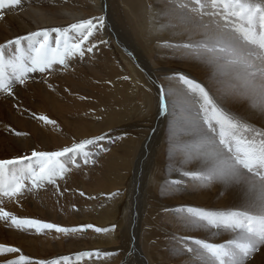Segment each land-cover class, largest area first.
<instances>
[{
	"label": "bare ground",
	"instance_id": "bare-ground-1",
	"mask_svg": "<svg viewBox=\"0 0 264 264\" xmlns=\"http://www.w3.org/2000/svg\"><path fill=\"white\" fill-rule=\"evenodd\" d=\"M247 2L264 4V0ZM0 12V44L43 28L105 17L104 26L85 43L86 47L97 45L93 52L68 57L66 65L57 62L44 72L28 73L24 84L14 85L11 96L0 92V159L30 156L33 150L59 151L106 133L128 135L114 147L111 144L112 148H108L112 139L105 142L87 164L78 158L77 167L68 157L62 158L67 170L55 184L45 183L18 199L3 197L0 204L21 218L78 229L91 224L103 231L35 233L0 221V244L22 250L19 254L0 253V262L23 254L32 264L39 260L187 264L190 254L184 251L180 237L210 242L232 238L222 228L188 230L175 214L177 208L188 206L220 212L243 210L240 189L182 175L200 170L195 161L181 155L191 146L181 143L189 140L183 132L185 118L198 113L199 105L185 96L186 86L178 77L182 73L205 83L223 109L250 126L264 127V48L254 42L255 31H264L259 21L255 29L245 28L242 34L238 30L241 21L225 16L219 5L206 4L201 12L194 0H22L20 6L6 3ZM56 35L51 34L53 48ZM75 36L69 33V43L76 42ZM23 43L27 52V42ZM185 44L189 52L180 50ZM152 47L156 55H152ZM6 53L8 58L15 56V46ZM169 87L175 95L169 98L166 94L165 115L159 111V95L161 88L167 93ZM140 97L142 101H137ZM31 113L46 115L56 123L45 124ZM142 113L154 117L148 126L152 133L143 142L140 133L136 137L131 133L143 126L137 122ZM170 126L176 142L167 139ZM245 135L250 138L252 133ZM161 147L166 159L158 166L156 152ZM154 168L157 179L151 172ZM242 171L264 186V180ZM11 173L12 166L9 176ZM175 180L180 184L173 185ZM84 252L92 255L84 256ZM251 264H264V254H258Z\"/></svg>",
	"mask_w": 264,
	"mask_h": 264
},
{
	"label": "snow or ice",
	"instance_id": "snow-or-ice-1",
	"mask_svg": "<svg viewBox=\"0 0 264 264\" xmlns=\"http://www.w3.org/2000/svg\"><path fill=\"white\" fill-rule=\"evenodd\" d=\"M6 3L20 6L22 0H0V9H3ZM206 4L219 5L225 16H233L241 21L239 31L245 28L255 29L257 21L259 26H264V4H252L247 0H210V3L194 0V5L201 12ZM2 15L3 13L0 12V16ZM104 20L103 16L81 19L67 27L43 28L22 36L18 35L0 44V92L11 96L14 85L24 84L28 73L44 72L57 62L66 65L68 57H82L85 52H93L97 45L92 44L86 47L85 43L104 26ZM70 32L76 34L74 43H69ZM52 33L57 34L55 48L51 46ZM242 34H244L243 31ZM254 35L256 38L254 42L264 48V31H255ZM246 38L253 39L247 36ZM23 42H27V52L24 51ZM12 46L16 48V55L8 58L6 50L11 49ZM180 50L190 51L186 44ZM8 68L11 69V74L7 71ZM178 79L186 86L185 96L199 105L198 113L185 118L183 132L189 140L181 141V143L191 146L181 155L185 160L195 161L200 170L186 171L182 175L209 184L220 182L222 186L240 189L243 195L240 205L243 210L220 212L191 206L176 209L175 214L180 217V223L188 230H211L214 227L222 228L225 232L232 234V238L223 242H210L208 239L193 236L180 237L184 251L190 254L187 264H251L258 254H264V186H258L249 178V175H245L242 169L251 176L264 179V127L250 126L223 109L210 95V89L205 83L182 73L179 74ZM166 94L171 98L175 92L171 87L167 89V93L163 88L160 90L159 111L165 115L168 111ZM31 115L33 119H38L45 124L56 123L46 115L38 117L35 113ZM248 132L252 133L250 138L245 135ZM166 136L169 142H176L174 127L170 126ZM110 140V134L106 133L83 139L59 151L33 150L30 156L0 159V204H3V197L18 199L25 192L39 188L45 183L55 184L56 178L63 176L67 170L62 158L68 157L77 167L79 166L78 158L87 164L89 158L103 150L104 143ZM26 161H34V163H25ZM10 166H12L11 176H9ZM26 182H30L31 186ZM172 184L179 185L180 181L175 180ZM0 221L10 223L17 230L35 233H43L45 230L70 233L94 228L91 224L80 225L78 229L36 218H21L11 211H6L3 206H0ZM94 230L103 231L100 228H94ZM214 235H219V232ZM21 251L18 247L0 244V253L19 254ZM82 255L91 256L92 252H84ZM96 255H99V250ZM63 259L67 260L68 257ZM0 264H32V262L29 256L21 254L16 259H8ZM35 264H59V261L39 260Z\"/></svg>",
	"mask_w": 264,
	"mask_h": 264
},
{
	"label": "rangeland",
	"instance_id": "rangeland-1",
	"mask_svg": "<svg viewBox=\"0 0 264 264\" xmlns=\"http://www.w3.org/2000/svg\"><path fill=\"white\" fill-rule=\"evenodd\" d=\"M114 6H115V4H114ZM121 13V12H120ZM120 16V15H119ZM121 18V17H120ZM125 22V21H124ZM125 24H126V22H125ZM127 25V24H126ZM128 26V25H127ZM50 39H52V37H50ZM154 47V46H153ZM152 47V48H153ZM155 47H157V45H155ZM23 48H24V43H23ZM151 48V49H152ZM127 53V55L129 56V57H131L132 58V56H131V54L129 53V52H126ZM152 53V55H156V52H155V49L153 48V51L151 52ZM6 56L8 57V55H7V53H6ZM168 77H170V76H168ZM138 95V94H137ZM137 101H142V98L140 97V98H137ZM138 103H140V102H138ZM18 107H16V109H17ZM143 115H141L142 117H139L138 119H137V122H140V123H142L143 124V126L140 128V126H138V127H136V125H138V124H136L135 122L134 123H132L133 125H135V127H136V129H132V131H131V133H132V135H135V137L138 135V133H140V139H141V141L143 142L144 141V138H146L147 136H148V134H151L152 132V129H150V133H149V128H148V126H151L152 124H153V120L152 119H154V117L152 116H149V115H147V114H145V113H142ZM133 115V114H132ZM113 128V127H112ZM113 137V138H112ZM111 137V139H112V142H110L109 143V147L108 148H112L111 147V144H113L112 146L114 147V145H116V143H118V141H120L122 138H124V137H128V135L127 134H119V133H117V135H115L114 133H113V136ZM117 146H115V148H116ZM157 153V158L159 159V162H157L158 163V166H160V164H161V162H162V160H163V158L164 159H166V152H165V150H164V148H162L161 147V149L159 150V152H156ZM138 154H139V150H138ZM138 157V155H137V153H136V155H135V158H134V165L136 164V162H137V158ZM158 166H156L155 168H157ZM152 169V174L154 173V178L155 179H157L158 177L156 176V173H157V171L158 170H156V169ZM150 178V177H149ZM151 179V178H150ZM152 180V182H153V185H154V183H155V180H153V179H151ZM133 204V206H134V203H132ZM130 208H128V214H131L130 215V217L132 216V210H133V208H131V205L129 206ZM128 222H130V219L128 218ZM128 222H126L127 223V225L129 224ZM126 225V226H127ZM141 241H142V244H143V233H142V237H141ZM142 247H143V245H142ZM68 260V259H67Z\"/></svg>",
	"mask_w": 264,
	"mask_h": 264
}]
</instances>
